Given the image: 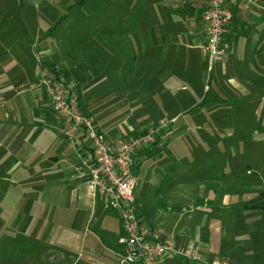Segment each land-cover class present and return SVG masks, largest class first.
I'll use <instances>...</instances> for the list:
<instances>
[{"label":"crops","instance_id":"obj_1","mask_svg":"<svg viewBox=\"0 0 264 264\" xmlns=\"http://www.w3.org/2000/svg\"><path fill=\"white\" fill-rule=\"evenodd\" d=\"M252 1L250 5L240 0L228 3L232 13L224 36L228 51L214 65V77L241 73L248 83L253 74L261 84L258 87L264 89V0ZM207 5V0H157L159 12H147L141 20L144 26L132 29L130 85L125 81L123 91L128 94L123 96L129 99L133 116L146 100L150 116L143 113L140 121L170 114L175 117L197 108L204 111L208 107L204 95L220 93L217 84L209 87L204 80L207 61L201 49L206 39L202 14ZM19 17L17 26L10 27L7 18L0 17V264H115L121 236L117 214L93 200L82 179L76 178L82 143L72 145L63 136L65 125L51 110L41 81L54 74L71 83L81 111L114 145L120 144L125 133L139 129V119L135 117L118 131L111 125L122 115L111 106V100L121 93L106 72L114 68L111 71L118 75L115 59L101 48L74 42L70 32L65 37L67 33L57 27L43 28L38 15ZM113 51L117 57L118 50ZM228 81L226 95L234 90L250 93L234 79ZM165 137L163 134L154 146L137 155V169L165 153L171 143H165ZM162 170V189L156 198L134 192L140 223L160 239H172L179 248H193L203 259L237 258L249 244L234 241L229 232L234 222L223 212L243 204L236 198L238 191L218 190V185H199L193 193L182 191L169 184L177 173L168 166ZM192 209L201 212L200 216L185 220L181 212ZM177 216L182 217L179 223ZM218 222L227 229L216 237L212 226Z\"/></svg>","mask_w":264,"mask_h":264},{"label":"rangeland","instance_id":"obj_2","mask_svg":"<svg viewBox=\"0 0 264 264\" xmlns=\"http://www.w3.org/2000/svg\"><path fill=\"white\" fill-rule=\"evenodd\" d=\"M147 12H159L157 0H0V17L7 18L8 27L17 26L18 16L24 19L25 14L38 15L43 28L57 27V31L67 33L65 37L70 32L72 36L69 38H73L74 42L78 40L81 45L91 46L92 49L101 48L112 61L115 59L118 75L111 71L114 68L107 69L106 72L116 81L121 93L120 97L111 100V106L117 108L122 115L116 116L111 125L118 131L127 127V122L135 121V117L139 119L138 125L141 128L146 125L142 130L139 127L125 133L120 143L138 136L160 121L175 118L174 124L163 133L166 136L165 143L171 140L165 153L162 152L160 158L146 161L138 169L134 167L133 177L138 179L134 192H141L144 196L149 194L151 199L156 198L158 190L162 189V176L165 172L162 170L163 166H168L177 173L169 184L182 191L197 192L199 185L207 188L218 185V190L223 188L227 191L234 188L238 191L236 198L243 204L232 206L231 211L223 213L229 217L228 221L234 222L229 229L234 241L242 240L249 245L234 260L224 261L228 264H264V89L258 87L261 84L253 74L249 76L254 79L248 83L243 80L241 73H238V77L229 73L227 76H218L217 79L214 77L215 64L212 71L207 64L205 85L212 87L217 84L220 93L211 91L204 95V104L208 106L206 110L197 108L186 114H175V117L170 114L153 116L155 120L140 121L141 114L150 116L146 111L147 105L144 104L146 100H142L143 105L138 110V115L133 116L128 105L130 101L123 96L128 91L123 90L130 85L127 82L129 71L131 72L129 39L134 37L130 33L138 24L140 27L144 26L141 20ZM114 48L118 50L117 57L113 56ZM228 79H234L239 87L248 88L250 93L245 95L234 90L233 94L226 95L231 84ZM184 123L186 125L183 126ZM110 144L114 145V142ZM192 212L181 213L185 220L188 216L197 217L201 214L194 209ZM240 213L242 216H237ZM176 219L179 223L182 217L177 216ZM217 225L212 226L216 237L217 234L223 235L227 229L221 222ZM203 260L207 263L212 261L205 258ZM216 260L222 261L223 258ZM161 263L198 264L178 256Z\"/></svg>","mask_w":264,"mask_h":264},{"label":"built area","instance_id":"obj_3","mask_svg":"<svg viewBox=\"0 0 264 264\" xmlns=\"http://www.w3.org/2000/svg\"><path fill=\"white\" fill-rule=\"evenodd\" d=\"M230 1L207 0V8L202 14L206 39L201 49L209 70L221 62L228 51L224 36L232 22L228 7ZM240 1L246 5L253 3L252 0ZM41 86L51 110L65 125V139L75 146L76 142L82 143L81 167L77 169L76 178L82 179L93 200L102 202L105 209L117 214L121 236L115 264H158L176 256L199 264H228L218 260L207 263L193 248L185 250L177 247L172 239H160L138 220L133 197L136 187L133 177L135 159L139 153L155 145L175 119L160 121L138 136L113 145L97 130L93 120L81 111L78 94L71 83L60 76L48 74L42 79Z\"/></svg>","mask_w":264,"mask_h":264}]
</instances>
